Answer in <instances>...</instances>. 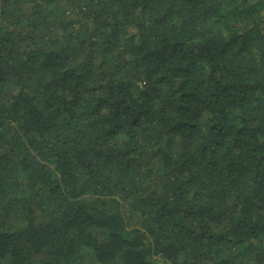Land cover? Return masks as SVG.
Masks as SVG:
<instances>
[{
  "label": "trees",
  "instance_id": "obj_1",
  "mask_svg": "<svg viewBox=\"0 0 264 264\" xmlns=\"http://www.w3.org/2000/svg\"><path fill=\"white\" fill-rule=\"evenodd\" d=\"M0 264H264V0H0Z\"/></svg>",
  "mask_w": 264,
  "mask_h": 264
}]
</instances>
